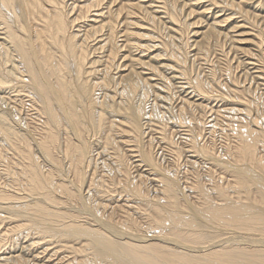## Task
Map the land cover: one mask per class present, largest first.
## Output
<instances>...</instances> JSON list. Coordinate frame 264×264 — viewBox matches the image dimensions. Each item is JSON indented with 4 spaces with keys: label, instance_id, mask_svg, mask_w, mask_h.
<instances>
[{
    "label": "bare ground",
    "instance_id": "6f19581e",
    "mask_svg": "<svg viewBox=\"0 0 264 264\" xmlns=\"http://www.w3.org/2000/svg\"><path fill=\"white\" fill-rule=\"evenodd\" d=\"M261 97L264 0H0V264H264Z\"/></svg>",
    "mask_w": 264,
    "mask_h": 264
},
{
    "label": "rangeland",
    "instance_id": "374dc122",
    "mask_svg": "<svg viewBox=\"0 0 264 264\" xmlns=\"http://www.w3.org/2000/svg\"><path fill=\"white\" fill-rule=\"evenodd\" d=\"M241 56V55H240ZM243 56V55H242ZM228 57H232L231 59L229 58V60H228V58L227 59H225V61H224V57H223V59H221V60H218L217 58H215L216 59V62L214 63V64H217V61H219L218 62V65L217 66H219V67H217V69H219L220 71H221V69L223 68V66H225V62H226V60L227 61H229L230 62V60H232V62H230L231 64H234L235 66H236V63H235V59H233V56L232 55H230V56H228ZM234 60V61H233ZM234 62V63H233ZM222 63L223 65H220V64ZM207 67V66H206ZM241 67V68H240ZM208 70V69H207ZM218 70V72L221 74L222 73V75H220L218 72V74L220 75V78H221V80L225 77V74L224 73H226V71H224V72H220ZM237 70V71H236ZM241 70V71H240ZM242 70H243V68H242V66H239V68H235L234 67V71L232 70L231 71V73L233 74V76L235 75V74H237V75H235V76H237V78L238 79H243L244 78V76H242L243 75V72H242ZM203 70H198V68H196L195 69V73L196 72H198V73H200L201 74V76H203L204 75V72H202ZM238 71H239V73H238ZM240 74V75H239ZM234 76V77H235ZM220 78H218L219 80H220ZM236 78V77H235ZM241 79V80H242ZM220 80V82H224V83H226L225 82V80H222L221 81ZM250 80V79H249ZM242 82V81H241ZM223 88H224V86H223ZM218 90H220V91H222V88L221 89H218ZM260 95V94H259ZM259 95H257V97L259 96ZM233 98V97H232ZM260 99H262L261 101H262V106H264V98L263 97H261ZM229 102V101H228ZM230 103V102H229ZM230 106V105H229ZM226 107H228V106H226ZM30 113H32V112H30ZM264 115V114H263ZM210 124H208V126H209ZM210 127V126H209ZM208 127V128H209ZM207 128V129H208ZM173 129H175V128H173ZM206 129V131L205 132H208V130ZM228 129V128H227ZM229 133V134H228ZM155 134H157V133H155ZM209 136V134L207 133L206 135H205V137L203 138V140L206 138V137H208ZM178 136H184V135H181V134H177V138H178ZM211 137H212V139L214 140V143L216 142L217 143V147L218 148H220V150H221V148H223L226 144H227V142H232V140L235 138L233 135H232V133L231 132H229V131H224L223 130V128L222 127H218L215 131H213L212 132V135H211ZM208 139H210V138H206L205 140H208ZM178 142L180 143L179 145H181V147H184V145H183V143H181V141L180 140H178ZM183 142V141H182ZM232 143H234V142H232ZM163 144V143H162ZM164 145V144H163ZM224 145V146H223ZM162 149H163V153H166L165 152V145H164V147L162 146ZM159 152V151H158ZM168 157H163V158H161L162 160H164V158H165V160L167 159H170V155H167ZM198 157V158H197ZM200 158V159H199ZM191 159H196L197 161H199V163H198V165H200L201 163V161L203 160H205V161H207L208 159L206 158V159H204L203 157H201V156H196V157H194V158H191ZM202 159V160H201ZM170 160H168V161H165V165H168V164H171V163H168ZM185 160L183 159V162H184ZM204 161V162H205ZM202 162V164H201V166H203V168L201 169V173H205V171L207 170L205 167H215V166H213L212 164H211V162H209V160L207 161V162ZM204 163V164H203ZM206 163H208V164H206ZM184 165H185V163H183ZM206 165V166H205ZM205 166V167H204ZM204 169V170H203ZM213 170H214V168H212ZM203 170V171H202ZM193 170H191L190 169V172H192ZM194 172H192L191 174H193ZM190 174V175H191ZM96 194L97 193H94L93 194V196L95 197V198H98V197H100V195L101 194H98V196H96ZM109 194H111V192L109 193ZM113 194V193H112ZM115 197H114V199H116V200H119L120 201V203H121V205L123 204V203H125L126 201H124V199H126V197H124V196H120V195H118V193H114L113 194ZM118 195V196H117ZM119 196H120V198H119ZM129 198H131V199H133V197H129ZM122 201H123V203H122ZM131 202V204L133 203V200L132 201H130ZM114 205H119L118 203L116 204V203H114ZM123 205H125L126 206V203L125 204H123ZM127 207V206H126ZM125 207V208H126ZM118 208V207H117ZM122 210V209H121ZM125 210V209H124ZM117 211H120V210H117Z\"/></svg>",
    "mask_w": 264,
    "mask_h": 264
}]
</instances>
